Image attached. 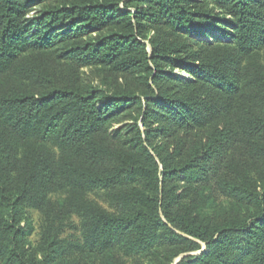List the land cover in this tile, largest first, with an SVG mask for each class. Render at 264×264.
Segmentation results:
<instances>
[{
    "label": "trees",
    "instance_id": "1",
    "mask_svg": "<svg viewBox=\"0 0 264 264\" xmlns=\"http://www.w3.org/2000/svg\"><path fill=\"white\" fill-rule=\"evenodd\" d=\"M198 242L176 264H264V0H0V264H172Z\"/></svg>",
    "mask_w": 264,
    "mask_h": 264
},
{
    "label": "rangeland",
    "instance_id": "2",
    "mask_svg": "<svg viewBox=\"0 0 264 264\" xmlns=\"http://www.w3.org/2000/svg\"><path fill=\"white\" fill-rule=\"evenodd\" d=\"M120 9H124L123 4H120ZM130 10L134 12V9L130 7ZM153 34V32L149 33L148 38ZM149 40V39H148ZM146 40L147 44V52L151 55L152 54V48L149 44V41ZM164 72H167L169 75L173 76H180L182 72L178 69H171V68H164ZM81 77L83 79V82L85 84L98 87L101 89H109L108 85L113 84L112 79L109 76H106L104 72H101L97 68H81ZM117 85L120 90H126V92H129L131 94H134L135 97H139L141 99V102L144 104L146 101V98L149 97L148 94H146V85H144L143 81V76L141 75H120L117 76ZM110 81V82H109ZM106 83V84H105ZM105 84V85H104ZM176 85V84H174ZM111 93V92H109ZM152 93V92H150ZM138 125L140 128H142L141 125V108L140 105H132L130 106L124 113L118 115L114 121H113V126L109 129L108 134L109 135H114L115 131H118L119 129L122 130V132L116 133V140L118 142H122V140L125 139V131L127 127H132ZM118 134V135H117ZM157 137H154L152 140L153 144H160L163 142L164 139ZM90 199L99 205H101L104 208H111L110 203L106 201L101 193H96ZM26 217L30 222H32L35 226V232L32 234V240L36 239V233H37V226H38V221H39V216L36 212L33 211H26ZM25 222H22L21 225H24ZM200 244V250L185 253L179 255L173 262L172 264H176L182 257L187 256V255H200L202 251H205L206 245L203 242H198Z\"/></svg>",
    "mask_w": 264,
    "mask_h": 264
}]
</instances>
